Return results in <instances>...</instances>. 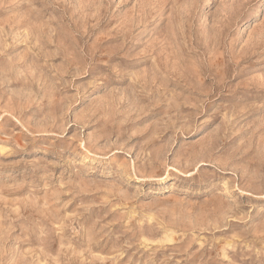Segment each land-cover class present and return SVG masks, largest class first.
<instances>
[{
    "label": "rangeland",
    "instance_id": "1",
    "mask_svg": "<svg viewBox=\"0 0 264 264\" xmlns=\"http://www.w3.org/2000/svg\"><path fill=\"white\" fill-rule=\"evenodd\" d=\"M0 264H264V0H0Z\"/></svg>",
    "mask_w": 264,
    "mask_h": 264
}]
</instances>
